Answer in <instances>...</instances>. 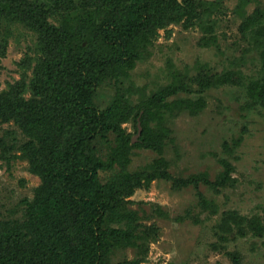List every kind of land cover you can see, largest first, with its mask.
<instances>
[{"label":"trees","instance_id":"obj_1","mask_svg":"<svg viewBox=\"0 0 264 264\" xmlns=\"http://www.w3.org/2000/svg\"><path fill=\"white\" fill-rule=\"evenodd\" d=\"M218 5L217 0H0V69L13 25L37 37L34 53L18 62L20 78L0 91V122L15 124L0 134V158L24 159L40 178L31 197L0 213V264H141L139 257L114 260L129 246L143 253L160 235L157 224L143 223L139 209L130 207V197L161 179L178 189L213 185L205 174L173 177L163 157L172 138L170 121L185 110L198 114L204 96L177 97L192 90L181 80L150 94L125 84L158 27L196 23L206 28L207 42L214 39L207 22ZM62 12L60 24L52 23ZM242 29L260 46L258 76L208 69L197 81L201 91L245 84L246 106L264 107V9L247 15ZM106 85L116 92L100 107L97 94ZM130 121L137 133L139 122L142 127L134 143L123 126ZM134 148L158 156L130 171ZM223 163L225 173L214 181L218 187L234 184V165ZM201 202L208 208L205 198ZM154 212L166 216L158 205ZM223 221L224 230L236 226L264 236L259 216L228 211ZM233 256L241 264L238 253Z\"/></svg>","mask_w":264,"mask_h":264},{"label":"rangeland","instance_id":"obj_2","mask_svg":"<svg viewBox=\"0 0 264 264\" xmlns=\"http://www.w3.org/2000/svg\"><path fill=\"white\" fill-rule=\"evenodd\" d=\"M217 1L218 7L211 10L213 19L207 22L213 26L214 39L207 42L206 28L196 23L158 27L125 84L150 94L181 80L192 90L179 91L177 97L204 96L206 105L198 114L185 110L170 121L172 138L166 139L163 157L173 177L198 178L205 174L213 185L201 183L197 188L178 189L172 181L161 179L153 181L148 189H138L130 197L134 200L130 207L139 209L143 223L157 224L160 235L149 241L143 253L129 246L114 260L126 256L139 257L141 264H238L233 256L238 253L241 264H264V236L240 230L233 223L226 224L233 225V230L221 228L228 211L264 220V107L246 106L249 97L245 84L201 91L197 81L208 69L214 73L242 72L246 78L258 76L260 46L242 24L254 10L264 9V0ZM240 4H244L241 12ZM63 15L58 14L51 22L60 24ZM13 26L6 55L1 58L0 91L20 78L18 62L35 50L37 37L24 27ZM115 90L114 85L99 89L100 107L110 102ZM133 95L134 102L139 100L138 93ZM14 126L13 122H0V134ZM123 126L133 138L137 136L133 121ZM19 137L23 138L22 134ZM157 156L154 150L134 148L129 170ZM224 160L235 167L231 173L234 184L218 187L214 181L225 173ZM39 183L40 178L28 170L26 160L0 158V213L14 208L21 198L31 197ZM201 197L207 200L208 208L202 207ZM155 205L166 216L154 212Z\"/></svg>","mask_w":264,"mask_h":264},{"label":"water","instance_id":"obj_3","mask_svg":"<svg viewBox=\"0 0 264 264\" xmlns=\"http://www.w3.org/2000/svg\"><path fill=\"white\" fill-rule=\"evenodd\" d=\"M138 126H139V132H138L137 136L133 138V142L136 141L137 137H139V135H140V133H141V130H142V127H141L140 122L138 123Z\"/></svg>","mask_w":264,"mask_h":264}]
</instances>
